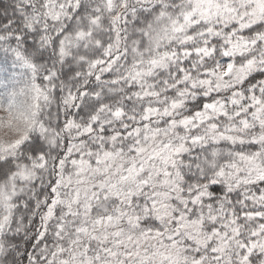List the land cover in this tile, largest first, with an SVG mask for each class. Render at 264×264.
<instances>
[{"label": "snow or ice", "instance_id": "1", "mask_svg": "<svg viewBox=\"0 0 264 264\" xmlns=\"http://www.w3.org/2000/svg\"><path fill=\"white\" fill-rule=\"evenodd\" d=\"M0 49V264H264V0H0Z\"/></svg>", "mask_w": 264, "mask_h": 264}, {"label": "rangeland", "instance_id": "2", "mask_svg": "<svg viewBox=\"0 0 264 264\" xmlns=\"http://www.w3.org/2000/svg\"><path fill=\"white\" fill-rule=\"evenodd\" d=\"M0 59L5 60L8 62L9 67L13 68L14 71L12 72L13 78L12 79H0V98L7 99V93L11 90L13 84L16 82L17 79L20 77L17 75L18 73L22 76L23 71L16 68L15 65H13L12 60L10 58V55L8 52L4 51L3 49H0Z\"/></svg>", "mask_w": 264, "mask_h": 264}, {"label": "clouds", "instance_id": "3", "mask_svg": "<svg viewBox=\"0 0 264 264\" xmlns=\"http://www.w3.org/2000/svg\"><path fill=\"white\" fill-rule=\"evenodd\" d=\"M13 135H14L13 131L11 129L7 128L6 126L0 128V138L11 139V138H13Z\"/></svg>", "mask_w": 264, "mask_h": 264}, {"label": "trees", "instance_id": "4", "mask_svg": "<svg viewBox=\"0 0 264 264\" xmlns=\"http://www.w3.org/2000/svg\"><path fill=\"white\" fill-rule=\"evenodd\" d=\"M0 60H2V59H0ZM3 61H5V60H3ZM8 63V62H7ZM9 65V64H8ZM13 73H11L10 75H9V78L8 79H12L13 78ZM7 80V79H6Z\"/></svg>", "mask_w": 264, "mask_h": 264}]
</instances>
